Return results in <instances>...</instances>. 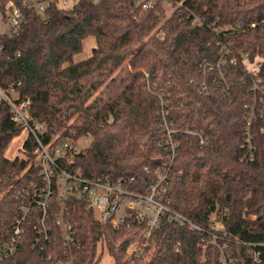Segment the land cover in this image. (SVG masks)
<instances>
[{
  "label": "trees",
  "instance_id": "trees-1",
  "mask_svg": "<svg viewBox=\"0 0 264 264\" xmlns=\"http://www.w3.org/2000/svg\"><path fill=\"white\" fill-rule=\"evenodd\" d=\"M8 1L0 0V8ZM135 2L79 0L71 10L51 6L42 16L24 10L21 33L1 38L0 88L14 86L19 101L29 100L31 117L46 125L48 136L59 133L74 143L91 139L72 157V169L90 179L151 180L169 154L158 146L165 133L163 110L173 127L202 133L203 147L195 135L175 139L167 187L171 209L197 229L163 218L139 260L125 249L141 240V224L102 225L84 200L73 199L66 204V218L79 246L65 245L54 224L59 204L52 198L49 244L42 251L34 248L40 238L38 210L32 208L16 253L0 264H56L67 258L99 264V243L113 264H264V0H156L146 11ZM165 2L173 8L169 17ZM195 18L200 23L193 25ZM90 36L91 56L73 62ZM243 54L250 62L260 59L255 74L244 70ZM220 59L223 64L216 67ZM121 72L126 81L120 84L126 83L117 88L114 74ZM93 77L99 81L89 89L94 92L109 79L104 87L109 92L106 100L87 103L83 82ZM204 81L208 92L202 95ZM22 130L0 102V243L7 240L16 194L41 185L31 136L22 146L24 158L5 156Z\"/></svg>",
  "mask_w": 264,
  "mask_h": 264
},
{
  "label": "built area",
  "instance_id": "built-area-1",
  "mask_svg": "<svg viewBox=\"0 0 264 264\" xmlns=\"http://www.w3.org/2000/svg\"><path fill=\"white\" fill-rule=\"evenodd\" d=\"M89 1L97 3L100 0ZM155 1L136 0L135 3L142 11H146L154 8ZM78 2L79 0H9L3 5V8H0V60L4 55L1 38H13L21 33L26 22L24 10L42 16L51 6L68 11ZM195 23H200V20L195 18L192 24ZM253 26L254 24H251V27ZM159 37L163 39L164 34L160 32ZM15 55L18 56L19 51H16ZM241 62L247 72L253 74L257 72L258 62H250L247 54H243ZM222 64L223 61L220 59L216 67ZM247 65L253 66L249 68ZM220 76L223 78L221 74ZM215 81L216 78L211 79L212 83ZM18 85L19 83L16 84V86ZM228 87L227 85L226 88ZM256 88L257 85L254 84L252 89ZM199 92L202 95L207 94L208 84L206 81L200 85ZM0 102H4L10 108L11 120L22 129L27 130L28 136L34 140L36 147L33 164L37 167L38 177L41 179V185L33 184L31 190L23 189L16 194L13 218L9 230L6 232L7 240L0 243V261H5L16 253L23 233V224L32 208L38 210L35 230L41 240L34 243V248L42 251L45 245L49 244L50 228L47 222L52 198H55L59 204L54 224L59 228V237L65 245L79 246V240L76 238L71 223L66 218V204L73 199L84 200L85 208L92 210L95 218L102 225L117 229L122 226L129 227L133 223L141 224V240L131 243L125 249L126 255H133L139 260L144 255V249L148 247L149 239L158 230L163 218L178 226H187L191 230L197 229L194 224L171 209L167 187L170 181L171 164L176 157L178 148V142L175 139L182 133L195 135L198 137L199 146L203 147L206 146L207 139L203 137L202 133L193 132L190 128L173 127L172 122L167 121V112L163 110L160 122L165 133L164 140H159L158 146L169 151V154L166 164L153 171L151 180L140 182L133 176H123L114 181H110L106 176L90 179L83 177L78 169H72V157L82 150L78 147V140L74 143L66 136L60 137L58 133L48 136L46 125L31 117L29 100L19 101L14 86H9L6 89L0 88ZM162 105L163 107L167 106L166 103H162ZM245 137L248 146H250L247 131ZM215 226L220 228L218 222L215 223ZM235 237L238 239L237 236ZM251 258L254 261L258 260L256 251L252 250ZM56 264L73 263L70 258H67L59 259Z\"/></svg>",
  "mask_w": 264,
  "mask_h": 264
},
{
  "label": "rangeland",
  "instance_id": "rangeland-1",
  "mask_svg": "<svg viewBox=\"0 0 264 264\" xmlns=\"http://www.w3.org/2000/svg\"><path fill=\"white\" fill-rule=\"evenodd\" d=\"M164 10L166 12V16L169 17L170 14L172 13L173 11V8L172 6L165 2L164 3ZM93 48H95V40L93 37H87L83 42H82V49L80 51V53H78L77 55H75L73 57V62L77 63V62H80V61H83L87 58H89L91 56V53H92V50ZM259 62L260 59H255L254 60V63L255 62ZM249 68H251L253 65H247ZM124 72H121L119 73L118 75L117 74H114V76H116V82H115V85L117 88H121L123 85H125L126 82L120 84V81L121 79L126 81L125 80V75L123 74ZM109 79H105L104 82H102L93 92V90L89 89L90 87V84H93V83H96L97 81H99L98 77H93V78H89L87 80H85L83 82V84H85V86L83 87V95H90V97L88 98V102L87 103H90L92 102L93 100L95 99H98V98H102V100H106L107 98V93L109 92V89H105V84L107 83ZM115 87L113 86L112 89H114ZM111 90V89H110ZM82 97V95L80 96ZM59 135V133H58ZM60 136V135H59ZM28 137V133H27V130L23 129L21 134L14 137L7 150H6V153H5V156L8 160H14L15 158H24V154L22 152V146H23V143L24 141L26 140V138ZM61 137V136H60ZM91 142V139L90 138H81V139H78V147L79 149H84L85 147H87L89 145V143ZM97 253L101 254L102 257H101V260H100V263L99 264H113V260L112 258L107 255V251L105 249V246L102 245L101 243L98 244L97 246Z\"/></svg>",
  "mask_w": 264,
  "mask_h": 264
}]
</instances>
